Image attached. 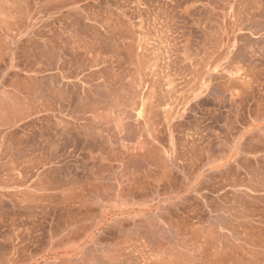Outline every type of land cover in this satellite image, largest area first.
I'll return each instance as SVG.
<instances>
[{"label": "rangeland", "instance_id": "374dc122", "mask_svg": "<svg viewBox=\"0 0 264 264\" xmlns=\"http://www.w3.org/2000/svg\"><path fill=\"white\" fill-rule=\"evenodd\" d=\"M2 1L0 20L12 24L0 27V263L111 264L126 241L133 249L119 252L152 263L164 250L158 244L178 246L176 228L223 243L216 241L219 255L216 242L193 250L189 238L182 250L194 257L178 264H236L231 255H245L251 240L264 247V0ZM104 89L116 103L110 115ZM96 190L101 208L90 204ZM233 199L229 216L224 203ZM114 203L129 206L102 220ZM236 231L251 239L245 249ZM161 235V244L151 239Z\"/></svg>", "mask_w": 264, "mask_h": 264}, {"label": "bare ground", "instance_id": "6f19581e", "mask_svg": "<svg viewBox=\"0 0 264 264\" xmlns=\"http://www.w3.org/2000/svg\"><path fill=\"white\" fill-rule=\"evenodd\" d=\"M10 1H11V0H10ZM23 1H24V2L28 1L29 4H30V1H29V0H23ZM40 1H41V0H40ZM1 2H3V1L1 0L0 3H1ZM24 2H23V3H24ZM28 2H27L26 4H28ZM4 3H5V2H4ZM11 3H12V2H11ZM19 3H20V2H19ZM1 4H3V3H1ZM20 5H21V4H20ZM1 6H2V5H1ZM26 6L28 7V5H26ZM5 7H6V6H5ZM8 7H9V6H8ZM23 7H24V6H23ZM32 7H33V6H32ZM3 9H4V8H3ZM3 9L1 8L0 10H3ZM9 9H10V8H9ZM4 10H5V9H4ZM4 10H3V11H4ZM29 10H30V9H29ZM7 11H8V10H7ZM12 11H13V9H12ZM4 12H6V11H4ZM9 12H10V11H9ZM7 13H8V12H7ZM14 14H16V12H15ZM17 14H18V18H19L20 15H19V13H17ZM23 14H24V13H23ZM11 15L13 16V13H12ZM16 16H17V15H15V17H16ZM7 17H8V15H7ZM10 17H11V16H10ZM12 18H14V17H12ZM18 18L16 17V18L14 19V20H15L14 22H17L16 20H17ZM19 19H20V18H19ZM28 19H29V18H28ZM24 20H25V19H24ZM24 20H23V21H24ZM25 21H26V20H25ZM31 21H32V19L30 18L27 24L29 25V24L31 23ZM7 22H8V19H7V21H5V19H3V20L1 19V20H0V27H3V30H4V27L8 28V27L12 24L10 21H9L8 23H11V24H8ZM49 22H50V21H49ZM18 23H19V22H18ZM20 23L22 24V22H20ZM14 24H17V23H14ZM14 24H13V25H14ZM23 24L25 25V23H23ZM6 25H7V26L9 25V26L7 27ZM19 25H20V24H19ZM48 25H49V24H48ZM48 25H47V26H48ZM50 26H51V25H50ZM14 27H15V28H14ZM14 27L12 26L13 30L16 29V26H14ZM40 27H41V26H40ZM12 28H11L10 30H12ZM22 28H23V26H22ZM22 28H21V29H22ZM42 28H43V27H42ZM50 28H51V27H50ZM72 28H73V27H72ZM23 29H24V28H23ZM56 29H57V28H56ZM0 30H1V28H0ZM6 31L8 32V30H6ZM51 31H52V30H51ZM71 31H72V30H71ZM9 32H10V31H9ZM16 32H17V30H16ZM54 32H55V31H54ZM59 32H60V31H59ZM62 32H63V30H62ZM60 33H61V32H60ZM60 33H59V34H60ZM0 34H1V33H0ZM3 34L6 35V32H4ZM11 34H12V33H11ZM20 34H21V33H20ZM1 35H2V34H1ZM12 35H13V34H12ZM39 35H40V34H39ZM48 35H49V34H47L46 36H48ZM6 36H7V35H6ZM10 36H11V35H10ZM56 36H57V35H56ZM4 37H5V36H4ZM4 37H3V38H4ZM31 37H32V36H31ZM49 37H50V36H49ZM0 38H2V36H1ZM26 38H27V37H26ZM40 38H41V37H40ZM45 38H46V37H45ZM52 38H53V37H52ZM52 38H51V39H52ZM90 38H91V37H90ZM6 39H8V38H4L5 41H6ZM54 39H55V38H54ZM57 39H59V36H58ZM61 39H62V38H61ZM88 39H89V38H88ZM32 40H33V37H32ZM48 40H49V39H47V41H48ZM1 41H2V40H1ZM1 41H0V42H1ZM74 41H75V40H74ZM74 41H73V42H74ZM79 41H80V40H79ZM6 42H7V41H6ZM27 42H28V41H27ZM32 42H33V41H32ZM34 42H35V41H34ZM19 43H20V42H19ZM39 43H40V42H39ZM53 43H56V42H53ZM61 43H62V42H61ZM8 44H9V45H8ZM8 44H7V45H8V47H9V49H8L7 51L10 50V51H9V52H10L9 54H10L11 56H13V55L15 54V53H14V49H15V45H16V39L13 38L10 42L8 41ZM73 44H74V43H73ZM7 45H6V46H7ZM51 45H53V44H51ZM48 46H50V45L48 44ZM53 46H54V45H53ZM78 46H79V45H78ZM16 47H17V46H16ZM18 47H19V45H18ZM34 48H35V45H34ZM46 48H47V47H46ZM49 48H50V47H49ZM55 48H56V46H55ZM58 48H59V46H58ZM79 48H80V47H79ZM16 49H17V48H16ZM38 49H39V48H38ZM44 50H45V49H44ZM46 50H48V49H46ZM50 50H51V49H50ZM52 50H53V49H52ZM62 50H63V49H62ZM40 51H41V50H40ZM42 51H43V50H42ZM53 51H54V50H53ZM55 51H57V50H55ZM63 51H64V50H63ZM58 52H59V51H58ZM16 53H18V52H16ZM44 53H45V51H44ZM47 53H48V52H47ZM50 53H51V52H50ZM54 53H56V52H54ZM39 54H40V52H39ZM51 54H53V52H52ZM16 55H17V54H16ZM26 55H27V54H26ZM45 55H46V54H45ZM45 55L42 54V55H40V56L43 57V56H45ZM48 55H50V54H48ZM57 55H58V54H56V56H57ZM56 56H55V57H56ZM45 57H46V56H45ZM45 57H44V58H45ZM55 57H54V59L57 58V57H56V58H55ZM37 58H38V57H37ZM47 58H48V56H47ZM14 59H15V58H14ZM51 59H52V57H51ZM40 60H41V59H40ZM44 60H45V59H44ZM48 60H49V59H48ZM42 61H43V60H42ZM42 61H41V62H42ZM51 61H52V60H51ZM46 62H47V61H46ZM53 62H54V61H53ZM49 63H50V62H49ZM32 64H33V63H32ZM63 64H64V63H63ZM14 65H15V64H14ZM33 65H34V64H33ZM47 65H48V64H47ZM49 65H50V64H49ZM51 65H52V64H51ZM53 65H54V63H53ZM16 66H17V65H16ZM54 66H55V65H54ZM59 66H60V65H59ZM12 67H13V65L10 64L9 67H6V68H7L6 71H8V70H9L10 68H12ZM49 67H50V66H49ZM56 68H57V67H56ZM59 68H60V67H59ZM35 69H36V68H35ZM30 71H31V70H30ZM30 71H29V72H30ZM38 71H40V70H38ZM91 71H92V70H91ZM94 72H95V71H94ZM97 72H98V71H97ZM4 73H6V72H4ZM99 73H100V72H99ZM91 74H92V73H91ZM84 75H85V74H84ZM88 75H90V74H88ZM100 75H101V73H100ZM91 76H92V75H91ZM95 76H96V74H95L93 77H95ZM98 76H99V75H98ZM30 77H31V76H30ZM32 77H35V76H32ZM89 77H90V76H86L85 79H86L87 81L84 80V82H87V84H88V82H89V80H88L87 78H89ZM96 77H97V76H96ZM96 77H95V78H96ZM102 77H103V76H102ZM37 78H38V77H37ZM91 78H92V77H91ZM95 78H94V79H95ZM99 78H100V77H99ZM32 79H33V78H32ZM30 80H31V79H30ZM34 80H36V78H35ZM34 80H32V81H34ZM92 80H93V79H92ZM92 80L90 81V83L92 82ZM37 81H38V80H37ZM37 81H36V82H37ZM101 82H102V81H101ZM13 83H14V82H13ZM15 83H16V82H15ZM76 83H77V82H76ZM106 83L109 84V82H107V81H106ZM77 84H79V83H77ZM92 84H93V83H92ZM92 84H91V85H92ZM96 84H98V83H96ZM101 84H102V83H101ZM91 85H90V86H91ZM99 85H100V84H99ZM99 85H98V87H99ZM104 85L106 86L107 84L103 83L102 86H104ZM109 85H110V87H109L108 91L110 90V88H112V86H111L112 84L110 83ZM29 86H30V85H29ZM102 86H101V87H102ZM105 86H104V87H105ZM25 87H26V86H25ZM30 87H31V86H30ZM73 87H75V86H73ZM95 87H97V86L95 85ZM19 88H20V87H19ZM22 88H23V87H22ZM13 89H15V88H13ZM85 89H86V91H88L87 88H85ZM85 89H84V90H85ZM97 89H98V88H97ZM16 90H17V89H16ZM16 90H15V91H16ZM27 90H28V89H27ZM93 90H94V88H93ZM95 90H96V89H95ZM98 90H99V89H98ZM100 90H101V89H100ZM104 90H105L106 92H103V93H106V94L109 93V92L107 93V90H106V89H104ZM112 90H113V89H112ZM23 91H24V90H23ZM91 91H92V90H91ZM115 91H116V90H115ZM12 92H13V91H12ZM18 92H19V90H18ZM83 92H85V91H83ZM93 92H94V91H93ZM98 92H100V91H98ZM98 92H97V93H98ZM85 93H86V92H85ZM87 93H88V92H87ZM91 93H92V92H91ZM100 93H102V92H100ZM100 93H99V97H100ZM111 93H112V91H110V94H111ZM116 93H117V96H118V91L115 92V93H113V94L115 95V97H117V96H116ZM121 93H122V92H121ZM124 93H125V92H124ZM126 93H127V92H126ZM4 94H5V93H4ZM6 94H7V93H6ZM69 94H70V93H69ZM79 94L81 95V93H79ZM113 94H112V95H113ZM80 95H79V96H80ZM90 95H91V94H90ZM93 95H94V94H93ZM17 96H18V95H17ZM27 96H28V95H27ZM33 96H34V95H33ZM87 96L89 97V93L87 94ZM91 96H92V95H91ZM94 96H95V95H94ZM96 96H98V95H96ZM102 96H103V95H102ZM13 97H14V96H13ZM20 97H21V96H20ZM81 97H82V96H81ZM85 97H86V96H85V94H84V97H83V98L85 99ZM88 97H87V98H88ZM103 97H104V96H103ZM103 97H101V98H99V99H101V100L103 101V99H102ZM107 97H108V98L106 99V100H107L106 102H109V98H110L109 94L107 95ZM118 97H119V96H118ZM118 97H117V98H118ZM2 98H3V97H2ZM2 98H1V96H0V99H2ZM26 98H27V97H26ZM76 98H78V95H77ZM87 98H86L85 100H84V99H79V98H78V99H79V100H84V102L86 101V102H85V104H86V103H87V100H88ZM92 98H93V96H92ZM113 98H114V96H113ZM117 98H116L115 101L119 103V102H120V99L118 98L119 100L117 101ZM15 99H16V97H15ZM28 99H29V97H28ZM89 99H91V98L89 97ZM94 99H95V100H93V101H96V100H97L96 97H95ZM114 99H115V98H114ZM97 101H98V103L100 102L99 100H97ZM104 101H105V100H104ZM0 102H1V101H0ZM9 102H10V101H9ZM79 102H80V101H79ZM81 102H82V101H81ZM81 102H80V103H81ZM112 102H113V99H112ZM123 102H124V100H123ZM126 102H127V101H126ZM1 103H2V105H3V103H5V102H1ZM1 103H0V104H1ZM13 103H15V102H13ZM82 104H84V103L82 102ZM114 104H116V103H114ZM114 104H112V106H114ZM137 104H138V103H137ZM2 105H1V106H2ZM87 105H88V104H87ZM90 105H91V104H90ZM106 105H107L106 108H108V103H107ZM110 105H111V102H109V108H108L109 110L107 109V110L109 111L108 114H103V115H110V108L112 107V106L110 107ZM122 105H126V103H124V104H122ZM138 105L141 107V106L144 105V102H143V103L141 102V103L138 104ZM120 106H121V105H120V103H119V107H120ZM126 106H127V105H126ZM2 107H3V106H2ZM2 107H1V108H2ZM84 107H86V106H84ZM91 107H92V106H91ZM91 107L89 108V110H91ZM104 107H105V106H104ZM123 107H124V106H123ZM92 108H94V106H93ZM106 108H105V109H106ZM113 108H115V107H113ZM116 108H117V105H116ZM145 108H146V107H145ZM2 109H3V108H2ZM81 109H82V108H81ZM87 109H88V108L84 109V112H85V110H87ZM101 109H103V108H101ZM105 109H103L104 111H102L101 113L105 112ZM0 110H1V109H0ZM89 110H88V111H89ZM118 110H120V109H118ZM121 110H122V109H121ZM88 111H87V112H88ZM98 111H99V110H98ZM98 111L95 109L94 112H98ZM1 112H2V110H1ZM3 112H4V111H3ZM80 112H81V111H80ZM87 112H86V113H87ZM89 112H91V111H89ZM115 112H116V111L113 110V113H115ZM118 112H119V111H118ZM98 113H99V112H98ZM98 113H93V114H98ZM106 113H107V112H106ZM121 113H122V112H121ZM99 114H100V113H99ZM99 114H98V115H99ZM103 115H102V116H103ZM131 115L136 116V117L138 116L137 114H135V115H134V114H131ZM131 115H128V116L131 117ZM117 116H118V115H117ZM133 116H132V117H133ZM88 117H89V116H88ZM95 117H96L95 119H98V116H95ZM108 117H112V116H108ZM108 117H107V119H108ZM132 117H131V118H132ZM1 118H2V117H1ZM78 118H79V117H78ZM100 118H101V117H100ZM103 118H104V117H103ZM103 118H102V120H103ZM126 118H127V116H126ZM84 119H85V117H84ZM87 119H89V118L86 117L85 120H87ZM109 119H110V118H109ZM119 119L121 120V118H119ZM119 119H118V117H116V119L114 118V121L116 122V120H117V121L119 122ZM77 120H78V119H77ZM79 120H80V119H79ZM89 120H90V119H89ZM92 120L94 121V118H93V117H92ZM99 120H100V119H98V121H99ZM124 120H125V119H124ZM9 121H10V120H9ZM90 121H91V120H90ZM90 121H89V124L92 125L93 122L91 121L92 123H90ZM98 121H96V122H98ZM100 121H101V120H100ZM100 121H99V122H100ZM134 121H135V120H134ZM134 121H133V122H134ZM94 122H95V121H94ZM96 122H95V123H96ZM111 122H113V121H108L109 124H111ZM118 122H117V123H118ZM140 122H141V121H140ZM100 123H102V122H100ZM100 123H99V124H100ZM117 123H115V124H117ZM126 123H127V122H126ZM129 123L132 124V122H129ZM96 124H97V123H96ZM96 124H95V125H96ZM118 124H119V123H118ZM121 124H123V123H121ZM138 124H139V123H138ZM80 125H81V124H80ZM102 125H104V124H102ZM111 125H112V124H111ZM119 125H120V124H119ZM128 125H129V124H128ZM139 125H141V124H139ZM139 125H138V126H139ZM86 126H89V125L86 124ZM104 126H105V125H104ZM104 126H103V127H104ZM112 126H113V125H112ZM116 126H117V128L120 129V126H119V127H118V125H116ZM123 126H124L125 128L127 127V129H129L128 126H125L124 124L122 125V127H123ZM130 126H131V125H130ZM98 127H99V125H98ZM101 127H102V126H100L99 128H101ZM124 127H123V130H124ZM134 127H136V125H134ZM106 128H108V127L106 126ZM113 128H114V127H113ZM113 128L110 127V128H108V130H109V129H110V130H111V129L113 130ZM148 128H149V127H148ZM90 129H91V128H90ZM92 129H94V128H92ZM130 129H131V128H130ZM130 129H129V132H128L127 130L124 131V132H126V133L128 132V135H129L130 133H132V132H130ZM142 129L144 130V128H142ZM95 130H97V129H95ZM104 130H105V129H103V131H104ZM114 130H115V128H114ZM132 130H133V129H132ZM115 131H116V130H115ZM115 131H114V134H113L114 136H115ZM148 131H149V130H148ZM88 132H89V130H88ZM96 132H98V130H97ZM100 132H102V131H100ZM104 132H106V130H105ZM111 132H112V131H111ZM119 132H120V130H119ZM121 132H123V131H121ZM121 132H120V133H121ZM133 132L135 133V131H133ZM139 132H140V130H139ZM108 133H110V131H109ZM112 133H113V132H112ZM126 133H125V134H126ZM89 134H90V133H89ZM95 134H97V133H95ZM98 134H99V135H98V137H99V136H100V133H98ZM104 134H105V133H104ZM106 134H107V132H106ZM110 135H111V134H110ZM113 135H112V136H113ZM116 135H117V134H116ZM120 135H121V134H120ZM134 135H135V134H134ZM101 136H102V135H101ZM101 136H100V137H101ZM104 136H105V135H104ZM106 136H107V135H106ZM114 136H113V137H114ZM117 136H118V135H117ZM122 137H123V136H122ZM125 137H126V138L128 137L127 134L125 135ZM132 137L134 138V136H132ZM132 137H131V140H132ZM105 138H106V137H105ZM105 138H104V139H105ZM116 138H117V137L115 136L114 141L116 140ZM120 138H121V136H120ZM128 138L130 139V137H128ZM128 138H127V139H128ZM124 139H125V138H124ZM129 139H128V140H129ZM105 141H106V140H105ZM123 141H124V140H123ZM115 142H116V141H115ZM116 143H118V141H117ZM127 143H128V142H127ZM139 144H140V143H139ZM127 146H128V145H127ZM130 147H131V146H128V148H130ZM4 149H5V148H4ZM135 150H136V149H135ZM1 151H2V150H1ZM120 151H121V150H120ZM5 152H6V151H5ZM122 153H123V152H122ZM124 154H125V153H124ZM118 155H119V154H118ZM122 155H123V154H122ZM126 155L128 156V154H126ZM126 155H125V156H126ZM130 156H131V154H130ZM130 156H129V157H130ZM136 156H137V155H136ZM118 158H121V156L118 157ZM130 158H131V157H130ZM133 158H134V157H132V160H133ZM135 159H136V158H135ZM2 160H3V159H2ZM123 160H125V161L123 162V163H124V166H125V164H127V163L129 164V163L131 162L130 159H129L128 157H127V158H126V157L123 158ZM128 160H129L130 162H128ZM137 160H138V159H137ZM139 160H140V159H139ZM126 161H127V163H126ZM13 162H14V161H13ZM120 163H121V162H120ZM130 164H131V163H130ZM0 165H2V164H0ZM2 166H3V165H2ZM12 166H13V165H11L10 167L13 168ZM124 166H123V167H124ZM10 167H9V168H10ZM14 167H15V166H14ZM123 167H122V168H123ZM0 169H1V168H0ZM7 170H8V169H7ZM12 170H13V169H12ZM124 170H125V169H124ZM124 172H125V171H124ZM125 174H126V173H125ZM123 175H124V174H123ZM200 175H202L201 172H200V174L198 175V177H199ZM253 175H254V174H253ZM124 176H125V175H124ZM102 177H103V176H102ZM120 177H121V176H120ZM126 181H127V180H126ZM251 181H253V180H251ZM124 182H125V181H124ZM102 183H103V182H102ZM102 183H101V184H102ZM251 183H252V182H251ZM105 186H106V183H105ZM108 187H109V186H108ZM122 187H123V185H122ZM125 187H126V185H125ZM102 188H103V187H102ZM106 188H107V187H106ZM111 189H112V188H111ZM258 189H259V188H258ZM105 190H106V189H105ZM105 190H104V191H105ZM107 190H108V189H107ZM109 190H110V187H109ZM109 190H108V191H109ZM120 190H121V189H120ZM128 190H129V189H128ZM197 190H198V189H197ZM263 190H264V189H263ZM97 191H98V190H96V194H94V195H93L94 197L92 198V199L95 198V199H96V202H97V198H96V197L98 196V193H99V191H98V192H97ZM124 191H125V190H124ZM200 192H201V190H200ZM107 193H108V192H107ZM127 193H128V192H127ZM100 194H101V193H100ZM112 194H113V193H112ZM130 194H131V193H130ZM109 195H110V194H109ZM118 195H119V194H118ZM122 195H123V192H122ZM236 195H237V193H236ZM114 196H115V195H114ZM119 196H120V195H119ZM237 196H238V195H237ZM108 197H109V196H108ZM123 197H124V196H123ZM130 197H131V196H130ZM235 197H236V196H235ZM113 198H114V197H113ZM152 198H153V197H152ZM92 199H91V201H92ZM95 199L92 201V203H90V202H91L90 199H88L87 201H89V203H90V204H93L94 206H99V207H100V205H95V204H96ZM109 199H111V198H109ZM114 199H115V198H114ZM119 199H121V198H119ZM236 199H237V198H236ZM236 199H233V201H230V202H226V203H224L225 211L227 210V213L229 214V216H232L233 214H234V215L236 214V211H234V206H235V204L237 203ZM85 200H86V199H85ZM128 200L130 201L131 199H128ZM145 200H146V199H145ZM87 201H86V203L88 204ZM107 201H108V200H107ZM112 201H113V200H112ZM93 202H94V203H93ZM100 202H103V201H100ZM100 202H97V204H101V205H103V203H100ZM127 202H128V201H127ZM112 203H113V202H112ZM112 203H111V204H112ZM125 203H126V202H125ZM132 203H133V202H132ZM106 204H107V203H106ZM160 204H161V203H160ZM113 205L115 206V203H114ZM127 205H128V204H127ZM127 205L124 206V204H123V205H122L123 207H122L121 205H120L121 207H119V206H115V207H114V206H113V208L111 207L112 209H110V210H107V209L105 210V208H104V206H103V208H104L105 211L103 212L102 220L106 221V219H104V218H107L109 215L114 214L116 211L121 212V213H124V212L127 210V207L129 206V205H128V206H127ZM135 205H136V204H135ZM106 206H107V205H106ZM100 208H101V207H100ZM131 208H132V207H131ZM224 208H223V210H224ZM97 209H98V208H97ZM98 210H100V209H98ZM102 210H103V209H102ZM98 212H99V211H98ZM158 212H159V211H158ZM139 215H140V214H139ZM142 215H143V214H142ZM98 216H99V215H98ZM129 216H130V215H129ZM129 216H128V217H129ZM229 216H226V217L228 218ZM95 217H96V215H95ZM126 217H127V216H126ZM144 217H145V216H144ZM91 218H93V217H91ZM158 218H160V217H158ZM234 218H235V217H234ZM234 218H231V221H232V222H234V221L232 220V219H234ZM132 219H133V218H132ZM148 219H149V218H148ZM162 219H163V218H162ZM118 220H119V219H118ZM118 220H117V221H118ZM136 220H137V219H136ZM150 220H151V219H150ZM163 220H164V219H163ZM91 221H92V220H91ZM98 221H99V220H98ZM117 221H116V222H117ZM134 221H135V220H134ZM143 221H145V220H143ZM147 221L149 222V220H147ZM231 221H230V222H231ZM145 222H146V221H145ZM148 222H147V223H148ZM156 222H157V221H156ZM168 222H169V221H168ZM168 222H166V223H168ZM230 222H228V223H230ZM232 222H231V223H232ZM90 223H91V222H90ZM95 223H96V222H95ZM117 223H118V222H117ZM119 223H120V222H119ZM135 223H136V222H134V224H135ZM141 223H142V222H141ZM157 223H158V222H157ZM228 223H227V224H228ZM231 223L229 224L230 226H231ZM78 224H79V223H78ZM136 224H137V223H136ZM150 224H152V223L150 222ZM153 224H154V223H153ZM153 224H152V225H153ZM235 224H236V223H235ZM238 224H239V222H238ZM238 224H237V225H238ZM84 225H85V224H84ZM89 225H90V224H89ZM96 225H97V224H96ZM98 225H102L101 221L98 223ZM109 225H110V224H109ZM145 225H146V224H145ZM155 225H156V224H155ZM162 225H163V224H162ZM162 225H161V226H162ZM168 225H169V224H168ZM172 225H173V224L171 223V224H170V227H171ZM229 225H228V226H229ZM76 226H77V225H76ZM85 226H86V225H85ZM114 226H115V225H114ZM133 226H134V225H133ZM150 226H151V225H150ZM226 226H227V225H226ZM228 226H227V227H228ZM235 226H236V225H235ZM235 226H234V224H233V227H234V228H233L232 226H231L232 228H227V227H226V228H227V230L230 229L229 231L231 232V229H232L233 231H234V229H236ZM88 227H89V226H88ZM92 227H93V226H92ZM117 227H118V226H117ZM121 227H122V226H121ZM136 227H137V225H136ZM146 227H148V226L146 225ZM152 227H155V226H152ZM176 227H177V226H176ZM236 227H237V226H236ZM239 227H240V226H239ZM76 228H77V227H76ZM82 228H83V227H82ZM97 228H98V227H97ZM123 228H124V227H123ZM139 228H140V227H139ZM149 228H150V227H149ZM163 228H164V227H163ZM171 228H172V227H171ZM190 228H191V227H190ZM226 228H225V226H224V229H226ZM237 228H238V227H237ZM94 229H96V228H94ZM115 229H116V228H115ZM121 229H122V228H121ZM121 229H120V230H121ZM132 229H137V228H132ZM142 229H143V228H142ZM153 229H154V228H153ZM159 229H160V228H159ZM164 229H165V228H164ZM172 229L175 230L174 227H173ZM172 229H171V230H172ZM192 229H193V228H192ZM72 230H73V229H72ZM89 230H90V228H89ZM120 230H119V231H120ZM122 230H125V229H122ZM122 230H121V234H122ZM140 230H141V229H140ZM162 230H163V229H162ZM174 230H173V231H174ZM180 230H181V229H180ZM190 230H191V229H190ZM236 230H237V229H236ZM119 231H118V232H119ZM125 231H127V230H125ZM129 231H130V230H129ZM134 231H135V230H134ZM147 231H148V230H147ZM147 231H145V232H147ZM166 231H167V230H166ZM166 231H165V232H166ZM237 231H238V230H237ZM237 231L234 232L235 235L238 233ZM74 232H75V231H74ZM85 232H87V231H85ZM88 232H89V231H88ZM143 232H144V231H143ZM155 232H156V231H155ZM159 232H160V231L158 230L157 233H159ZM184 232H185V231H184ZM188 232H189V231H188ZM127 233H129V232H127ZM130 233H131V232H130ZM136 233H137V232H136ZM141 233H142V231H141ZM151 233H153V232H151ZM151 233H150V231H149V234H148V235H150ZM161 233H162V231H161ZM194 233H195V232H194ZM196 233H197V232H196ZM211 233H212V232H208L207 234H204V235L201 233V234L198 235V236H194V239H193V236H192V237H190V236L188 237V236H187V233H185V234L183 233V234H182V232H179V229L176 228V230L174 231V235H176V242H177V245H178V246H177V247H176L175 245H174V246H169V245H170V244H169L168 246L165 245V246H166V247H165V246H163L164 244H162V245H159V244H158L159 248H160L161 250L164 248V250H163L160 254L158 253L159 258L155 259L156 261H153V262H155L154 264H178V263H177V262L179 261L178 259H181L182 257H185V256H186V257H189V256H190L191 258L194 257L193 255L191 256V255L189 254V252H186V251L182 250V249H187V251H188L189 248H187V246H186V241H187V240L190 241L189 238L192 239L193 241L195 240V242H193V250L196 249V248H195L196 245H198L199 247H202V246H208V245H209V246H208V249H209V247L212 249L213 247H211L210 244H212V242H214V244L216 245V243L219 242V241L217 240V239H219V237L215 238V236H219V235L214 234L215 236H214L213 239H214V240L216 239V240L213 241V239H212L213 235H212ZM215 233H216V232H215ZM234 233H233V234H234ZM245 233H246V232H245ZM144 234H145V233H144ZM159 234H160V233H159ZM162 234L165 236L164 233H162ZM172 234H173V233H172ZM210 234H211V236H210ZM223 234H224V233H223ZM225 234H226V233H225ZM233 234H232V236H233ZM238 234H239V233H238ZM238 234H237V235H238ZM69 235H70V234H69ZM126 235H127V234H126ZM126 235H124V237H127ZM130 235H132V233H131ZM141 235H142V234H140V236H141ZM145 235H146V234H145ZM154 235H155V234H154ZM156 235H157V234H156ZM163 235H161V238H160L159 236H157V237H156V236H155V237L152 236L151 239L156 240V243L158 242V243L161 244V241H163L162 239L166 237V236H165V237L162 238ZM237 235L235 236V241H236V243H238V245H240V246H239L240 248L245 249V248H244L245 244L247 243L248 240L250 241L251 239H248L247 236H244V235H242V234H241V236H242L243 238L245 237L244 239H243L242 237H239L240 235H239V236H237ZM122 236H123V235H122ZM137 236H139V234H137ZM230 236H231V235H230ZM81 237H82V236H81ZM130 237H131V236H130ZM143 237H144V236H143ZM146 237H147V236H146ZM146 237H145V238H146ZM150 237H151V236H150ZM174 237H175V236H174ZM225 237H227L226 240H229V239H230V238L228 237V235H225ZM225 237H224L223 239H225ZM236 237H237V238H236ZM246 237H247V238H246ZM119 238H120V237H119ZM127 238H128V237H127ZM136 238H137V237H136ZM141 238H142V237H141ZM141 238H140V239H141ZM63 239H64V238H63ZM122 239H123V238H122ZM132 239H133V235H132V237H131L130 240L132 241ZM151 239H150V241H151ZM220 239H221V237H220ZM220 239H219V240H220ZM247 239H248V240H247ZM128 240H129V239H128ZM142 240H143V239H142ZM144 240H145V239H144ZM146 240H147V238H146ZM148 240H149V238H148ZM153 240H152V241H153ZM164 240H165V239H164ZM192 240H191V241H192ZM221 240H222V239H221ZM122 241H123V240H122ZM124 241H125V238H124ZM124 241H123V242H124ZM152 241H151V242H152ZM216 241H217V242H216ZM229 241H230V240H229ZM249 241H248V242H249ZM252 241H253V240H251V241L249 242L250 245H251V249H250V248L247 249V247H246L245 251L242 250L243 252H247V253H244L245 255H242V254H241L242 251H240V254H241V255L236 254L235 251H237V252L239 251V249H238L239 247H238V246H237L238 248H237L236 250H234V249L236 248L235 246L237 245L236 243H235L236 245H234V247H235L234 249H233V248H230V247H233V246H232V245H233V243H232L233 240H232L231 244H230L228 241H225L224 245L227 243V244H226V245H227L226 247H228V245L230 244V245H229V248H227V249H233L234 252H235L234 254H236V255H235L236 257H234V255H231L232 258H230V259H232V261H233V260H236V262H237V263L235 262L236 264H244L243 262H246L245 264H258L261 260H260V259L257 260L256 258H258V257L261 256V258H262L263 261H264V247H263V245L260 244V246H258V243H255V241H253V243L256 244V245H252V244H251ZM117 242H118V241H117ZM117 242H116V243H117ZM126 242L128 243V244L125 243V244H126L125 246L127 247V249H129V247L132 248V245H133V244L131 245V242L129 243V241H126ZM151 242H148V243H151ZM153 242H154V241H153ZM215 242H216V243H215ZM220 242H221V241H220ZM220 242H219V243H220ZM222 242H223V241H222ZM57 243H58V242H57ZM57 243H56V244H57ZM111 243H112V242H111ZM111 243H110L109 245H111ZM121 243H122V242H121ZM154 243H155V242H154ZM164 243H165V242H164ZM166 243H167V242H166ZM239 243H240V244H239ZM241 243H242V245H243L242 247H241ZM249 243H247V244H249ZM146 244H147V243H146ZM167 244H168V243H167ZM220 244H221V243H220ZM112 245H114V244H112ZM117 245H119V247L121 248L120 245H123V243H122V244L117 243ZM154 245H155V244H154ZM172 245H173V244H172ZM217 245H218V243H217ZM221 245H223V243H222ZM123 246H124V245H123ZM125 246H124V247H125ZM179 246H180V247H184V248H180ZM185 246H186V248H185ZM194 246H195V247H194ZM198 246H197V247H198ZM212 246H213V245H212ZM247 246H249V245H247ZM155 247H156V246H155ZM215 247H216L215 250H217V251L214 250V252H213V251L211 250V251L213 252V254H215L216 252L218 253L219 245H218V246H214V248H215ZM217 247H218V249H217ZM222 247H224L225 250H226V247H225V246H222ZM222 247H221V248H222ZM120 248H119V249H120ZM157 248H158V247H157ZM157 248H156V249H157ZM110 249H111V248H110ZM113 249H114V247H113ZM119 249L117 248V250H115V251H118V253H117V252H116V253L113 252V253H115L114 256H113V254L111 255L112 257H114V258L116 259V261L114 260V258H111V257H110V260H109L110 263H111V262H112V263H113V262H115V263L117 262V263L119 264V262L117 261V259H119L120 263L122 264V261H123L122 258L125 259V260L123 261V262H124L123 264H125V263H127V264H144V261H145V264H152V263H153V262H152V263H146V260L143 261V258H141V257H136L134 254H133L134 257H132V256L130 255V254H132V253L129 252L130 254H128V252H126L127 249L125 250V249L122 248V249L120 250V252H119ZM132 249H133V248H132ZM132 249H131V250H132ZM198 249H199V248H198ZM202 249H205V248H202ZM208 249H206V250L208 251ZM91 250H92V249H91ZM100 250H101V249H100ZM111 250H112V249H111ZM111 250H110V251H111ZM157 250H158V249H157ZM189 250H190V249H189ZM209 250H210V249H209ZM222 250H223V249H222ZM222 250H221V251H222ZM247 250H249V251H247ZM250 250H251V251H250ZM255 250H256V251H255ZM128 251H130V250H128ZM195 251H196V250H195ZM195 251H194V252H195ZM211 251H210V253H211ZM229 251H231V250H229ZM191 252H192V248H191ZM199 252H200V251H199ZM201 252H203V251H201ZM208 252H209V251H208ZM219 252H220V251H219ZM222 252H224V251H222ZM227 252H228V251H227ZM227 252H225V253H227ZM104 253H105V252H104ZM134 253H135V252H134ZM197 253H198V252H197ZM197 253H196V254L194 253V254H195V255H198V254L200 255V253H198V254H197ZM203 253H204V256H205V252H203ZM210 253H209L208 256L211 255ZM225 253H224V254H225ZM156 254H157V253H156ZM206 254H208V253H206ZM213 254H212V255H213ZM218 254L220 255V253H218ZM227 254H232V252H231V253H227ZM212 255H211V256H212ZM216 255H217V254H216ZM216 255H215V256H216ZM108 256H109V254H108ZM221 256H224V255H221ZM221 256H220V257H221ZM226 256H227V255H226ZM228 256L230 257V255H228ZM142 257H143V256H142ZM157 257H158V256H157ZM196 257H199V256H196ZM196 257H195V258H196ZM201 257H202V256H201ZM206 257H207V256H205V258H206ZM101 258H102V257H101ZM104 258H105V257H104ZM106 258H107V260H108V257H106ZM213 258H214V256H212V259H213ZM216 258H217V256H216ZM235 258H236V259H235ZM247 258H248V259H247ZM111 259H112L113 261H112ZM120 259H121V260H120ZM183 259H184V258H183ZM186 259H187V258H185V260H186ZM197 259H198V258H197ZM209 259H211V257H210ZM218 259H219V258H218ZM96 260H97V259H96ZM177 260H178V261H177ZM185 260H184V261H185ZM190 260H191V259H190ZM201 260H203V259H201ZM204 260H205V259H204ZM237 260H238V261H237ZM248 260H249V261H248ZM92 261H93V260H92ZM94 261H95V260H94ZM125 261H126V262H125ZM181 261H182V260H180V262H181ZM188 261H189V260H188ZM210 261H211V260H210ZM258 261H259V262H258ZM180 262H179V264H183V261H182L181 263H180ZM191 262H192V260H191ZM200 262H201V261H200ZM204 262H205V261H204ZM207 262H208V261H207ZM211 262H212V261H211ZM6 263H7V262H6ZM8 263H9V262H8ZM8 263H7V264H8ZM112 263H111V264H112ZM115 263H114V264H115ZM117 263H116V264H117ZM184 263H187V262H184ZM189 263H190V261H189ZM193 263H194V260H193ZM193 263H190V264H193ZM196 263H197V262H196ZM196 263H195V264H196ZM202 263H203V262H202ZM202 263H201V264H202ZM212 263H213V262H212ZM212 263H211V264H212ZM0 264H2V263H0ZM205 264H206V263H205ZM260 264H261V263H260Z\"/></svg>", "mask_w": 264, "mask_h": 264}, {"label": "crops", "instance_id": "0c3cea01", "mask_svg": "<svg viewBox=\"0 0 264 264\" xmlns=\"http://www.w3.org/2000/svg\"><path fill=\"white\" fill-rule=\"evenodd\" d=\"M255 1H254V6H255ZM254 19L257 20V13H254ZM257 23V22H256Z\"/></svg>", "mask_w": 264, "mask_h": 264}]
</instances>
